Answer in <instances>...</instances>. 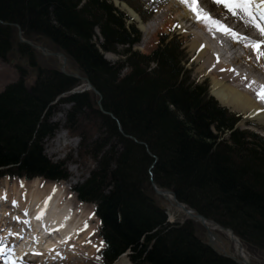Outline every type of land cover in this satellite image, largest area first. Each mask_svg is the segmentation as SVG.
I'll return each instance as SVG.
<instances>
[{
  "label": "trees",
  "instance_id": "obj_1",
  "mask_svg": "<svg viewBox=\"0 0 264 264\" xmlns=\"http://www.w3.org/2000/svg\"><path fill=\"white\" fill-rule=\"evenodd\" d=\"M120 1L142 21L154 10L149 0ZM129 20L112 0H0V60L15 50L36 67L28 86L25 67L16 65L17 80L0 91V178L68 177L63 163L44 154L63 94L69 118L89 109L97 121L89 151L95 166L72 191L94 205L102 264L124 253L131 264H239L197 237L192 220L167 221L145 188L150 177L264 252V136L237 127L242 116L192 79L177 36L162 35L144 54L134 49L141 32ZM18 28L22 38L44 39L71 59L99 92L101 108L93 91L70 93L79 79L37 66Z\"/></svg>",
  "mask_w": 264,
  "mask_h": 264
},
{
  "label": "bare ground",
  "instance_id": "obj_2",
  "mask_svg": "<svg viewBox=\"0 0 264 264\" xmlns=\"http://www.w3.org/2000/svg\"><path fill=\"white\" fill-rule=\"evenodd\" d=\"M212 2L213 6L216 4L214 6L217 8L216 10L223 15L221 7H219L223 4H217L214 0ZM115 4L138 23L144 34H149L151 30H155V23L158 22L159 16H153L154 19L148 24L142 23L140 16L134 13L125 2L115 0ZM181 4L185 12L183 15L192 20L194 16L191 9L195 7L194 3L189 0L191 8L189 4ZM200 4L201 8L198 10L202 9L203 13L209 15V10L212 8L203 9L201 0ZM195 8L197 9V6ZM180 16L178 15V17ZM209 16L211 20L202 19L201 23L198 21L201 25L197 23L199 28L202 26L200 29L203 32H196L195 29L193 31L191 29L193 26L190 25L187 28L193 34L190 46L199 52L197 60L202 63L201 69L205 70L210 67L213 76L217 78H213L212 95L221 105L228 107L231 111L245 114L253 109L257 111L255 115L264 116V102L257 97V92L264 86V55H260L259 59L257 58L258 52L264 53V36L257 29H255L256 32L252 31L251 26L248 27L245 21L235 26L227 23L224 16L217 17L219 15L216 16V14ZM212 21H218L220 26L230 30V34L218 30ZM213 31H221L223 35L232 37L231 39H234L235 42H242L244 47H250L251 54H247V50V52L243 51V55L235 52L227 60L222 61L217 56V54L222 56L218 49L223 51L225 47L222 42L219 44V38L212 34ZM254 43H259L258 50L252 47ZM233 45H235L234 41ZM251 55L255 57L257 62L252 61ZM260 120L261 123H264L263 119L260 118ZM18 181L19 183L14 181L12 186L16 190L10 189L14 195V198H11L12 201L4 198V195L0 193V216L3 217L0 219V260L10 254L11 249L15 248L17 250H12V252L20 258L11 256L16 261L14 264H85L87 261L83 263L80 255H83L85 260L92 259L93 256L90 254L79 253V256H76L77 254L75 255L73 252L78 248L79 251L85 252L87 249L85 247L87 245L90 247L89 243L95 242L94 232L89 230V224L91 218H95L96 221L98 218L94 215L93 210L89 215L90 211L86 212L82 206L89 203L78 201L72 191L69 193L71 196L68 197L67 188L65 189L61 183L47 182L42 185L43 180L41 178L19 179ZM165 199L171 200L172 195L167 193ZM79 203L81 206L78 205ZM186 215L188 216V214ZM213 226V229H219L217 225ZM230 236L235 239L232 234ZM235 240L238 245V250H236L238 255L246 260L248 257L244 248L238 244L237 239ZM28 248H35L40 254L34 255L31 261H26L23 255L28 251ZM124 255L119 256L115 261L122 260Z\"/></svg>",
  "mask_w": 264,
  "mask_h": 264
},
{
  "label": "rangeland",
  "instance_id": "obj_3",
  "mask_svg": "<svg viewBox=\"0 0 264 264\" xmlns=\"http://www.w3.org/2000/svg\"><path fill=\"white\" fill-rule=\"evenodd\" d=\"M149 1H150V4L154 6V10H152V14L148 18V20L145 22L142 21V23H146V24L150 23V21H152L155 16L156 17L159 16L157 18L158 22L155 23V30L154 31L151 30L149 34H144L140 30L141 39L136 45H134V49L137 51H140L141 53L148 54L158 46L160 37L162 35L168 34L169 37L177 36L179 40H181L183 43V47L186 53V62H187L185 65L191 71L192 79L198 82H206L208 84V92L211 96H213L212 95V89L214 86L213 78L215 76H213L210 67L209 69L206 68L205 70L201 69L200 65L202 63L199 60H197L198 58L197 55L199 54V52L195 49L193 50L190 46V43L193 39V34L190 31H188L189 28H187L188 25H190V26H193L191 27L192 30L195 29L196 32L197 31L203 32V30L200 29L202 26L200 28L198 27L199 25H201L200 23L202 19L197 18V11H196L201 8L200 0H197L199 1L198 4H197V1L195 0L194 5L195 7L197 6V9L194 7L193 9H191L192 11L190 10L194 16L193 18L194 22H193V19L189 20L183 15L185 12L182 8V4L180 0H149ZM201 1L203 3V6H202L203 9L205 8L206 10H209L212 8L211 10H209L210 11L209 15L216 14V16L219 15L217 17L224 16L226 22L231 25L237 26V25L242 24L245 21L248 27L251 26L248 18L243 13H241L238 9H237L236 14L233 15L223 5H219V7H221V12L223 13L222 15L216 10L217 8L214 7L216 6V4H214L213 6L212 0H205V1L201 0ZM150 4H144L145 8L149 9V7H151ZM129 8L132 9L130 6ZM178 15L179 16L181 15V16L178 17ZM131 21L137 23L133 19ZM198 21H200V23ZM197 23L199 25H197ZM184 26H186V28H184ZM250 29L256 32L253 26H251ZM224 36L227 37V35H224ZM231 40H232L231 41L232 45H233V41L235 44L240 43V41L235 42L234 39H231ZM31 42H33L36 45H42L49 52H54V51L62 52L58 50L55 46H53L51 43H48L46 40L41 39V38L37 41H31ZM220 43H221V40L219 39V44ZM240 44L242 45V42ZM243 45H242L243 51L247 50L248 51V52L246 51L247 54L248 53L251 54L250 47H246V46L244 47ZM34 49H35V59H36L37 66H41L45 68L60 69L61 64H62L61 57L43 53L38 48H34ZM243 51L239 53L236 52V54L241 53L243 55L244 53ZM251 56H252L251 57L252 61L257 62L255 57H253V55ZM106 58L109 60H116L117 55L114 53H106ZM66 59L67 60L65 64V70L69 73H75L79 75L81 78L79 79L80 85L78 86L77 90L84 89L87 84L86 81L83 79L84 76L82 75L79 68L76 66V64L71 59H69L68 57H66ZM16 65L25 67L26 72H27L26 83L28 86H30L34 82L35 76H36V67L30 66L28 61L25 58L20 57L14 50L10 53L8 62L0 60V91H2L3 88L7 84L17 80L18 72H17V69L15 68ZM126 71L127 70H125V72ZM89 91L92 92V90H89ZM93 98L97 100L96 93L95 95H93ZM56 102H57L56 107L53 110L51 119L54 123L57 124V128L53 132V134L45 140L44 154L51 161L63 163L64 167L66 168L69 174L65 180H60V181L48 180V179L41 178V177H37V178H41L43 180L41 182L42 185H44L43 183H47V182H54L58 184L61 183L65 189L67 188L66 194L69 197L71 196V194L69 193L72 191L73 185L85 179L95 166V162L90 157L89 151L91 147L90 146L91 142L95 139L96 135L98 134L97 121L89 109H85L81 114H78L74 118H69L67 114L71 107V104L59 102L58 100ZM231 112L235 114H240L242 116L241 119L237 123V127L241 129H247L250 131H254L264 136V123H261V120H260L261 118L264 121V116L255 115L257 112L256 110L251 109L250 111H247V113L245 114L242 112H236V111H231ZM19 179H23V178H19V177L11 178L9 176H3L0 178V193L4 195L3 196L4 198H6L7 200H11V198H14V195L10 191V189L12 191L16 190L12 186H13L14 181H17L19 183L18 181ZM145 188L148 194L154 199V201L166 211L167 221L181 223L187 219H190L185 215L182 209H180L177 205H175L172 199L166 200L164 196L157 194L154 191L152 185H149V186L146 185ZM78 205L81 206L80 203ZM82 206L86 212L90 211L89 215L94 209V205L92 203L82 205ZM2 218L3 217L0 216V219ZM190 220H192V223L194 226V232L197 235V237H199L204 242L210 244L212 248H214L216 251L229 255L235 259H241L240 256L238 255V252L236 251L238 250V245L236 241H234V239L230 236L229 232L224 231L222 229H211L212 236L210 238L207 234L205 227L199 221H195L194 219H190ZM89 227H90L89 230L91 232H94L95 242H90L89 243L90 247L87 245V247H85L87 248L85 252L79 251V248L78 250H74L73 252H75V255L77 254L76 256H79V253L80 254L85 253L84 255L90 254L91 256H93L92 259L85 260L83 259V255L82 256L80 255L81 257L80 259L83 260L82 261L83 263L87 261L85 264H89V262L90 264H102L101 263V251L103 248V242L99 235V228H100L99 219L98 221H96L95 218L94 219L91 218ZM237 240L239 241V243H241L242 247L244 248L246 255L248 257L247 260L249 261L250 264H264V252L263 251L256 249V248H250L249 246L241 242L238 238ZM87 244H88V241H87ZM93 246H94V249H93ZM17 248H19V246H17ZM12 250L16 251L17 249L16 248L11 249L12 254L10 253L6 257H4L2 260H0V264H14L16 262L11 257L12 255H14L13 254L14 252H12ZM16 264H19V263H16ZM112 264H131V263L127 255H124L122 260L114 261Z\"/></svg>",
  "mask_w": 264,
  "mask_h": 264
},
{
  "label": "water",
  "instance_id": "obj_4",
  "mask_svg": "<svg viewBox=\"0 0 264 264\" xmlns=\"http://www.w3.org/2000/svg\"><path fill=\"white\" fill-rule=\"evenodd\" d=\"M113 2H114V5L115 6H117L116 4H115V0H113ZM18 35H19V37H20V41L21 42H24V43H27V44H29V45H31L33 48H38V49H40L43 53H46V54H49V55H55V56H58V57H61V59H62V64H61V67H60V71L61 72H63L64 74H67V75H69V76H72V77H75V78H77V79H80L81 77L79 76V75H77V74H75V73H69V72H67L66 70H65V64H66V56L62 53V52H49L45 47H43L42 45H36V44H34L33 42H31L30 40H27V39H24V38H22L21 37V31H20V29L18 28ZM83 79L86 81V86H85V88L84 89H82V91L83 90H87V89H92L96 94H98L99 96H100V94H99V92L91 85V83L89 82V80H88V78L87 77H83ZM71 92H74V90L73 91H71ZM60 97H57L56 98V100H55V102L59 99ZM100 99H101V97H100ZM100 99L97 101V103H98V105H99V107L101 108V105H100ZM150 182H151V185H152V187H153V189H154V191L157 193V194H159V195H162V196H166V194L167 193H170L171 195H172V200L174 201V203H175V205H177L179 208L180 207H182L181 209L184 211V213H186V214H188V218H190V219H194L195 221H199L204 227H205V229H206V231H207V234H208V236L211 238V236H212V232H211V229H213V225H217L218 227H219V229H222V230H224V231H229L232 235H233V237H235V234H234V232L230 229V228H227V227H224V226H222V225H220V224H218V223H216V222H214V221H212V220H209V219H207V218H205L203 215H201L200 213H198L196 210H194V209H192V208H190V207H188L187 205H185L184 203H182V202H180V201H178L177 200V198H176V196H175V194L173 193V191L172 190H170V189H167V188H158L157 186H156V184L154 183V181H153V179H152V177L150 178ZM196 217V218H195ZM232 237V236H231ZM234 239V238H233ZM235 239H237L236 237H235ZM234 239V240H235ZM236 241V240H235ZM238 244L240 245V246H242L241 245V243H239V241H238ZM224 255H226V254H224ZM226 256H229V255H226ZM231 257V256H230ZM241 259H235V258H233L232 257V259L233 260H235L237 263H239V264H250L249 263V261L246 259H243L242 257H240Z\"/></svg>",
  "mask_w": 264,
  "mask_h": 264
},
{
  "label": "snow or ice",
  "instance_id": "obj_5",
  "mask_svg": "<svg viewBox=\"0 0 264 264\" xmlns=\"http://www.w3.org/2000/svg\"><path fill=\"white\" fill-rule=\"evenodd\" d=\"M181 3L189 4V0H180ZM192 3H195V0H191ZM217 4H223L227 10L233 15L236 14L237 9L243 13L249 20L251 26L257 29L262 36H264V0H214ZM191 8V4H189ZM197 18L203 20H211V17L207 13H203V10H196ZM214 26L218 28V30H222L225 34H230V30L226 27L220 26L218 21H212ZM252 47L255 50H258L260 45L259 43H254ZM260 55H264V53L258 52V59ZM264 86L261 87L260 91L257 92V97L262 102H264Z\"/></svg>",
  "mask_w": 264,
  "mask_h": 264
}]
</instances>
